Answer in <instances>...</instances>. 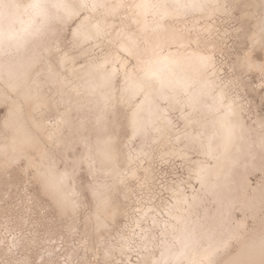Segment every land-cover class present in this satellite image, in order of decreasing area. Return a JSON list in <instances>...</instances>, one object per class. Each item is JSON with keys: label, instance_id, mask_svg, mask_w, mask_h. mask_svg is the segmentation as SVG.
<instances>
[{"label": "snow or ice", "instance_id": "obj_1", "mask_svg": "<svg viewBox=\"0 0 264 264\" xmlns=\"http://www.w3.org/2000/svg\"><path fill=\"white\" fill-rule=\"evenodd\" d=\"M251 7L229 32L214 22L231 15L226 0H0L9 92L43 115L32 86L48 83L47 108H64L34 122L58 155L0 144V264H264V102L248 99L258 87L264 101V0ZM238 164L260 172L256 189L245 178L260 193L258 229L233 219L255 213V198L230 195ZM13 169L54 194L51 222L9 190ZM205 193L219 207L194 217Z\"/></svg>", "mask_w": 264, "mask_h": 264}, {"label": "bare ground", "instance_id": "obj_2", "mask_svg": "<svg viewBox=\"0 0 264 264\" xmlns=\"http://www.w3.org/2000/svg\"><path fill=\"white\" fill-rule=\"evenodd\" d=\"M230 6H234L233 11L230 16H221L216 19L214 22L216 26L221 31L232 32L233 28H239L242 23L246 20V14L249 11H255L251 6L258 5L259 0H226ZM195 19L190 18L187 21H180L178 26H183L187 24L192 26L195 24ZM230 23V24H229ZM7 59L6 57L0 56V60ZM186 73H194L196 71L195 66L187 67L184 69ZM6 74H0V98L5 94L9 95L10 103L12 105V111H9V108L0 103V144L2 143H11L12 139L15 138L18 144L24 145L26 151L31 150L39 155L41 150L48 151L50 155L56 156L62 150L61 145H54L47 139V124H44L42 127H37L35 125V120L39 118L40 120H46L49 116H54L56 111H63L64 108L58 107L53 104V110L47 108V104L50 102L48 97L55 96V86L48 83H40L39 85H33L32 87L39 93L41 99L37 103L44 104L45 107L42 109L43 115L40 112L36 111V106L33 101L27 100L24 98L23 92H9L7 83ZM251 91V88L249 89ZM251 101L253 108H257L261 104V93L258 87L255 88V92L248 97ZM76 116V113H73ZM9 120V127L5 128L4 121ZM20 130L19 132L17 130ZM30 137L32 143H24L25 137ZM83 145L76 146L74 151L67 152L65 155L69 158L73 155L82 152ZM47 162L45 161L44 164ZM245 163H249L245 161ZM256 165L258 166L259 161L257 160ZM228 161L221 162V171H225L229 168ZM252 172L251 175H248L249 172ZM86 175V173H78L77 184H79L80 177ZM185 175L187 173L185 172ZM245 178H247L248 184L251 186V189H256V186L260 179V172L258 169L252 171L251 167H245L244 164H238L237 167L233 170V173L229 175L228 179L231 181V192L230 195L234 198H237L239 202L243 203L245 201L252 203L253 198L255 204V213L251 215L249 219H245V213L236 211L233 213V219L236 221H243L245 224H252L257 227L260 226V210H259V196L260 193L257 190L251 191L245 186ZM8 188L17 196L22 195L27 191L34 201L35 211L33 213L34 217L47 220L48 222L52 221V217L57 214V205L54 198V194L50 191H47L43 184L35 176H30L27 173H22L19 169H13L11 175L7 177ZM223 184V181H221ZM193 187L198 188L199 185L195 180L192 181ZM5 188V178L0 176V191H3ZM189 195H191V190H189ZM219 205L216 202V198L211 194L205 193L202 195V199L197 203L193 204L192 213L195 217L196 214L210 210L214 215ZM4 205L0 203V213H3ZM231 249L220 253L219 259L227 261L229 259V252Z\"/></svg>", "mask_w": 264, "mask_h": 264}, {"label": "rangeland", "instance_id": "obj_3", "mask_svg": "<svg viewBox=\"0 0 264 264\" xmlns=\"http://www.w3.org/2000/svg\"><path fill=\"white\" fill-rule=\"evenodd\" d=\"M230 24V23H229Z\"/></svg>", "mask_w": 264, "mask_h": 264}]
</instances>
